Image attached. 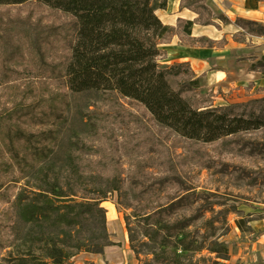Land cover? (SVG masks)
Masks as SVG:
<instances>
[{
    "label": "rangeland",
    "instance_id": "rangeland-1",
    "mask_svg": "<svg viewBox=\"0 0 264 264\" xmlns=\"http://www.w3.org/2000/svg\"><path fill=\"white\" fill-rule=\"evenodd\" d=\"M169 1L174 5L172 0ZM178 1L182 8L179 6L177 10L170 6L166 12H156L164 25H173L176 33L169 43L159 46L164 53L159 62L161 65L170 64L163 62L166 57L162 48L166 46L211 47L206 36L218 29V20L226 10L221 3L223 0ZM175 17L192 23L190 38L182 34L184 23L175 22ZM236 20L223 25V39L216 44L223 47L232 42L238 62L243 61V65L249 68L264 57V46L253 42L256 37L238 28ZM72 29L70 17L35 3L0 7V48L4 45L23 47V60L5 66L9 71L7 78L1 79L0 76V113H7L22 96L23 112L29 111V114L40 113L48 101L53 104L50 99L64 96L66 105L62 123L28 128L24 124V128L33 133L56 132L51 164L61 181L75 183L76 178L69 174V164L73 163L84 174L82 183L87 187L86 197L101 198L105 185L113 178L110 170L113 168L117 173L119 170L121 175L124 191L121 199L117 192L108 193L101 204L106 212L109 241L115 246L105 248L98 257L86 258L80 254L70 263L151 262L152 257L144 255L146 251L141 243L146 242L142 235L149 230V225L154 228L156 219L152 217L153 213L187 193L192 195L194 207L188 212L179 211L176 216L180 220L190 215L196 217L189 231L195 229L198 242L210 243L218 239L226 245L228 255L231 247L242 250L226 240L233 230L239 232L235 223L241 220L245 232H239L236 241L253 244L259 235L264 234V101L256 107H246L247 111L254 108L256 115L262 117L263 127L259 130L243 132L212 144L182 139L154 122L135 103L127 100L111 103L94 93L68 92L61 76L70 57L68 43L73 37ZM32 37H36V41L49 42L43 51V62L29 51L28 45L34 42ZM258 74L255 84L243 88L240 94L233 90L229 93L221 89L209 91L200 78L202 91L192 89L185 98L201 108L245 106L251 100H264V77ZM171 84L175 85L176 81ZM1 161L8 163L0 155V166L3 167L0 172V264H20L23 263L24 230L14 202L19 193H23V185L30 176L23 177ZM85 167L87 170L83 169ZM101 186L102 192L93 188ZM125 227L135 239L132 246L140 253L138 257L130 249ZM200 257L206 260L202 264H210L215 256L203 252ZM229 260L219 264L240 263V260L235 263ZM252 264H264V259Z\"/></svg>",
    "mask_w": 264,
    "mask_h": 264
},
{
    "label": "trees",
    "instance_id": "trees-1",
    "mask_svg": "<svg viewBox=\"0 0 264 264\" xmlns=\"http://www.w3.org/2000/svg\"><path fill=\"white\" fill-rule=\"evenodd\" d=\"M28 3L59 12L72 20L70 57L61 76L68 92L94 93L111 103L118 100L135 103L161 127L182 139L202 144L263 127L262 117L256 115L254 108L247 111L246 107H256L264 100H251L245 106L201 108L185 98L192 89L202 91L199 78L189 64L159 63L164 56L159 46L176 36L174 29L163 25L156 16L157 11L166 10L167 0H0V7ZM222 5L230 7L227 1ZM221 22L226 20L221 18ZM181 23H184L182 34L190 38L192 23ZM235 25L252 37L264 35V28L255 23L237 19ZM32 38L34 42L28 45L29 51L43 62V51L49 42ZM22 60V46L1 47V79L9 76L5 66ZM263 66L264 57L252 63L248 70L264 77ZM172 81L176 84L172 85ZM50 101L53 104L48 101L43 111L32 115L29 111L23 112L22 96L7 113H0V155L8 163L1 162L23 177L30 176L23 185V193H19L14 202L24 230L23 263L20 264H73L70 260L80 254L101 255L105 248L112 246L106 231V212L101 204L108 193L117 192L119 199L124 193L119 170L117 173L113 168L110 170L112 181L105 185L101 198L86 197L87 187L82 183L84 174L73 163L69 164V174L76 178L75 183L61 181L51 164L56 132L33 133L26 129L31 125L44 127L63 122L64 96ZM241 109L244 110L240 112ZM2 170L0 166V172ZM102 187L93 188L102 192ZM194 204L192 195L187 193L153 213L154 228L149 225V230L142 235L146 242L141 243L146 251L144 255L152 257L147 264H202L206 260L198 257L203 252L215 256L210 264L228 261V249L223 242L218 239L198 242L195 229L189 231L196 220L194 215L181 220L176 216L179 211L188 212ZM235 224L239 232H245L241 220ZM134 241L128 233L130 249L138 257L140 253L132 246Z\"/></svg>",
    "mask_w": 264,
    "mask_h": 264
},
{
    "label": "crops",
    "instance_id": "crops-1",
    "mask_svg": "<svg viewBox=\"0 0 264 264\" xmlns=\"http://www.w3.org/2000/svg\"><path fill=\"white\" fill-rule=\"evenodd\" d=\"M172 1V4L174 5H170V1L167 0V8L172 6L176 7L178 10L180 1ZM223 1H227V3L230 5L229 8H226V10L222 12V18L226 20V22L223 23L221 22V19H219L217 27L218 29H215L214 32L210 34V36H202H206L207 40L212 43V46L207 48H193L189 46H180L178 44L166 46L162 48L166 57L163 62L170 64L178 62L188 63L191 71L197 78H201L204 86L209 91L221 89L224 93H229L233 90L234 93L240 94V91L243 88L257 80L259 74L256 72H250L247 68V65H243V61L238 62L239 59L234 53L235 48L231 47L232 42L229 41L230 43H227V45L223 47L217 46L216 43L223 39V25L230 24L236 19L255 23L264 28V1ZM167 8L165 11L161 12H166ZM183 20L184 19L181 17H175L174 19L175 22H183ZM172 26L173 25L169 23L167 27L172 28ZM253 39V42L256 41L257 45L262 44L264 46V35L262 37H256ZM252 230L254 231L253 228ZM239 236L240 233L237 230H233L231 236L226 239L228 243L232 244L233 242L237 245L238 249H242L237 251L231 247L229 250V261L235 263L240 260L239 264H252V262L256 260L264 259V234L259 235L253 244H243L242 242L236 241V239H239ZM111 244L112 246H115L113 243ZM90 255L91 257L100 256L92 254Z\"/></svg>",
    "mask_w": 264,
    "mask_h": 264
},
{
    "label": "bare ground",
    "instance_id": "bare-ground-1",
    "mask_svg": "<svg viewBox=\"0 0 264 264\" xmlns=\"http://www.w3.org/2000/svg\"><path fill=\"white\" fill-rule=\"evenodd\" d=\"M83 255H85L86 258L91 257L90 254H83Z\"/></svg>",
    "mask_w": 264,
    "mask_h": 264
}]
</instances>
